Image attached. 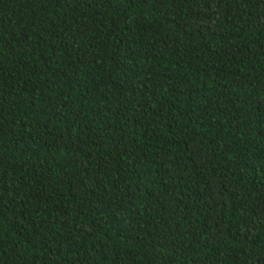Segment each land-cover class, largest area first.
Segmentation results:
<instances>
[{
	"label": "trees",
	"instance_id": "trees-1",
	"mask_svg": "<svg viewBox=\"0 0 264 264\" xmlns=\"http://www.w3.org/2000/svg\"><path fill=\"white\" fill-rule=\"evenodd\" d=\"M0 264H264V0H0Z\"/></svg>",
	"mask_w": 264,
	"mask_h": 264
}]
</instances>
